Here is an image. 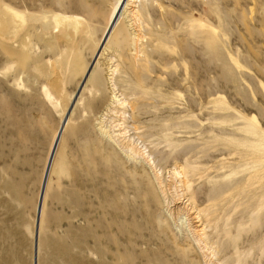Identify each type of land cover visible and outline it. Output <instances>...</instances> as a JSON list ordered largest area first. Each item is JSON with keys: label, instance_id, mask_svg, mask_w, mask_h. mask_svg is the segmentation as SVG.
Returning <instances> with one entry per match:
<instances>
[{"label": "rangeland", "instance_id": "obj_1", "mask_svg": "<svg viewBox=\"0 0 264 264\" xmlns=\"http://www.w3.org/2000/svg\"><path fill=\"white\" fill-rule=\"evenodd\" d=\"M123 2L0 0V264H33L93 60L36 263L264 264V0Z\"/></svg>", "mask_w": 264, "mask_h": 264}, {"label": "water", "instance_id": "obj_2", "mask_svg": "<svg viewBox=\"0 0 264 264\" xmlns=\"http://www.w3.org/2000/svg\"><path fill=\"white\" fill-rule=\"evenodd\" d=\"M123 1V0H122ZM119 9V7H118ZM116 19V14H114L112 16V19L110 21V24L108 25V28L106 30V34H107V31L109 32L110 31V27L112 25V23L115 21ZM105 34H104V38H105ZM94 61V60H93ZM93 61L91 62V64H89V66L87 67L83 77H82V80L80 81L79 85H78V88L76 90V92L74 93L73 95V98L71 100V103L69 104L68 108H67V111L65 112L62 120H61V123L59 125V128H58V131H57V135L52 143V148H51V151L49 153V156H48V159H47V164L45 166V169H44V173H43V177H42V181H41V184H40V188H39V193H38V198H37V204H36V213H35V218H34V226H33V242H32V260H33V264H36V247H37V231H38V220H39V214H40V207H41V203H42V197H43V193H44V188H45V183H46V179H47V176H48V172H49V168H50V164H51V161H52V158H53V155L55 153V150H56V146H57V143L60 139V133H61V129L65 123V120L68 116V113L72 107V104H73V101L78 93V91L80 90L82 84L84 83V80L86 79L91 67H92V63Z\"/></svg>", "mask_w": 264, "mask_h": 264}, {"label": "bare ground", "instance_id": "obj_3", "mask_svg": "<svg viewBox=\"0 0 264 264\" xmlns=\"http://www.w3.org/2000/svg\"><path fill=\"white\" fill-rule=\"evenodd\" d=\"M125 1H126V0H124L122 6L124 5ZM113 26H114V23L111 25V27H110V31H111V28H113ZM110 31H109V32H110ZM109 32L107 31V34H109ZM105 36H106L105 38L103 37V38H104L103 41L107 38L106 33H105ZM95 60H96V59H95ZM94 63H95V61H94ZM94 63H93V64H94ZM92 66H93V65H92ZM91 68H92V67H91ZM86 78H87V77H86ZM85 80H86V79H85ZM85 80H84V82H85ZM83 84H84V83H83ZM83 84H82V85H83ZM80 91H81V90H80ZM112 97H113V98H112L113 101H115L119 106L122 105V103L120 102V100H118V98L116 97V95L113 94ZM73 103H75V99H74ZM72 105L74 106V104H72ZM67 118H68V117H67ZM67 118H66V120H67ZM66 120H65V123H66ZM65 123H64V125H65ZM64 125H63V126H64ZM114 126H115V125H114ZM111 127H113V125H111ZM108 129H109V128H108ZM108 129H107V130H108ZM62 130H63V127H62V129H61V132H62ZM102 131H103V130H102ZM254 132H256V131H254ZM107 133H108V132L106 131L104 134H107ZM109 134H110V133H109ZM110 135H111V134H110ZM255 135H256V133H255ZM259 135H260V134H259ZM259 135H258V136H259ZM60 137H61V133H60ZM263 137H264V135H263ZM261 139H262V138H261ZM59 140H60V139H59ZM258 140H260V139H258ZM263 140H264V138H263ZM259 142H261V145H262L263 142H262L261 140H260ZM259 142H257V143L255 142V143L258 144ZM58 143H59V141H58ZM58 143H57V145H58ZM256 144H255V145H256ZM259 144H260V143H259ZM261 145H257V147H258V146H261ZM56 150H57V146H56ZM56 150H55V152H56ZM54 154H55V153H54ZM53 157H54V155H53ZM52 161H53V158H52ZM52 161H51V164H50L49 172H50V169H51ZM49 172H48V176H47V179H46L45 188H46L47 180H48V177H49ZM45 188H44V193H45ZM44 193H43V196H44ZM42 200H43V197H42ZM41 205H42V203H41ZM40 211H41V207H40ZM39 221H40V214H39V220H38V230H39ZM37 250H38V247H37V249H36V260H37ZM36 264H37V263H36Z\"/></svg>", "mask_w": 264, "mask_h": 264}]
</instances>
